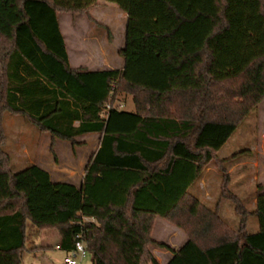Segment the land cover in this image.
Here are the masks:
<instances>
[{
    "label": "trees",
    "instance_id": "obj_1",
    "mask_svg": "<svg viewBox=\"0 0 264 264\" xmlns=\"http://www.w3.org/2000/svg\"><path fill=\"white\" fill-rule=\"evenodd\" d=\"M99 1L127 15L124 66L73 69L59 14H88ZM196 56L201 85L172 86L167 72ZM120 94L133 111L119 109ZM263 100L264 0H0V116L72 146L99 139L76 186L34 164L12 173L0 128V264H22L28 222L56 230L64 253L83 242L89 264H157L150 246L170 250L152 239L157 217L187 236L166 264H264V193L251 211L224 193L234 231L189 192Z\"/></svg>",
    "mask_w": 264,
    "mask_h": 264
},
{
    "label": "rangeland",
    "instance_id": "obj_2",
    "mask_svg": "<svg viewBox=\"0 0 264 264\" xmlns=\"http://www.w3.org/2000/svg\"><path fill=\"white\" fill-rule=\"evenodd\" d=\"M111 5L114 6V4ZM84 17L85 15L82 14L74 16L69 13L59 14V27L73 66L77 65L75 63L76 59L82 62L81 65H86L84 56L79 53L86 50L84 48L85 44L80 43L79 40V37L85 33V30L81 27ZM72 19L79 22V27L76 26L75 30L72 28ZM91 26H93L91 30H94L96 34H100L101 41L105 42L109 30L95 24H91ZM100 36H98V39ZM197 57H194L195 59H192L193 61L188 65V70H191V72H196ZM110 65L117 67V63L114 61H111ZM190 78H192L191 75ZM118 99L119 109L133 111L131 100L127 95L120 94ZM0 128L3 134L1 151L7 158V167L12 173L34 164L48 172L54 182L67 181L76 186L80 184L84 175L83 168L90 159L89 155L94 150L95 137L87 139L89 142L87 148H84L77 139L75 141L76 145L72 146L68 141L56 140L49 133L40 132L35 125L28 122L23 116L13 115L8 111L3 112L0 116ZM233 135L219 150L218 161L213 162L205 170L202 178L205 185L199 194L206 201L204 203L209 205L210 208L216 209L217 207L218 215L234 231H237L239 217L234 210L235 203L229 198L227 199L224 193L235 195L238 200H241L242 206L247 211L253 210L256 188L259 184V179L255 180V176L264 177V104L260 110L258 106L256 110L248 115L239 124ZM222 191H224L223 194ZM189 192L198 195L195 188ZM246 223L245 230L249 234L257 233L258 221L255 216H250ZM165 224L170 225L162 217L156 218L151 234L152 239L157 243L168 241L170 233ZM51 233V229L40 231L28 222L25 233L26 248L39 246L43 240L48 239L50 241L53 235ZM179 243L178 240L172 245L178 247ZM150 248L154 251H160L153 246H150ZM47 252L51 255L60 254L55 252L54 248L47 250ZM90 258V255L87 254L80 264H89ZM26 262L32 263L33 261L27 259Z\"/></svg>",
    "mask_w": 264,
    "mask_h": 264
},
{
    "label": "crops",
    "instance_id": "obj_3",
    "mask_svg": "<svg viewBox=\"0 0 264 264\" xmlns=\"http://www.w3.org/2000/svg\"><path fill=\"white\" fill-rule=\"evenodd\" d=\"M74 15H77V14H74ZM82 15H85L84 19H82L83 23L81 24V27L85 30V33L81 37H79V40H80V43L85 44L84 48H86V50H83L82 52H79V53L82 54V56H84V60H85L84 63H86V65L85 66L81 65L82 62L76 59L75 63L77 65L73 66L72 60H70L69 55L67 53L71 68L73 69L83 68L90 72L121 70L124 66V60L118 55V52L125 45V32H126V22H127L126 13L119 11L116 8V6L111 5V3H107V2L105 3L103 1H99L98 5L91 8L88 14H82ZM91 24L92 25L95 24L99 27H103L106 30H109V35L107 36L105 42L101 41L102 38L100 34H96L94 30L93 31L91 30L92 29L91 27H93L91 26ZM76 26L79 27V22L76 21L75 19H72V28L74 30ZM98 36H100L99 37L100 40L98 39ZM117 42L121 44L119 45ZM194 59L195 58H193V60ZM196 59L197 61L195 63V70L197 73L193 72L192 78L190 81H188L187 85H184L182 82H180L177 79H180L184 75L188 74L187 68H188L189 63L193 61L192 59L181 70L167 72L172 86L199 87L201 85V73L199 72V63L201 61V56H198ZM111 61L116 62L117 67L110 65ZM128 97L131 100V97L130 96ZM263 104H264V101H262V103L259 105V110L261 109ZM88 138L96 139L94 141V150L89 155L91 157L98 147V142H99L98 136L96 134L83 135V136L78 137L77 140L80 143H82L84 148H87L89 144L87 140ZM257 178L259 179V184L257 185L255 196L258 193H264V177L255 176V180ZM203 181L204 180H201L199 182V187L195 189H196V193H198V195H196L197 198L198 199L200 198L199 200L206 202L205 200L202 199L201 195L199 194V192L204 189L203 187L205 184ZM59 182H63V181H59ZM64 182H67V181H64ZM208 206L209 205H207V207ZM165 226L169 229L170 234L167 239L168 241L167 242L162 241L161 243L166 244L170 250L157 249L160 251H154V250H151L150 248L152 254L154 255L157 261V264H166L169 261V259L172 257V252H177L178 248H180L187 240L186 235L178 227L176 228L175 226L171 224L170 225L165 224ZM51 232H52L51 234L53 235L50 241L48 239L43 240L41 245L39 246H34L32 248H26L27 250H25L22 253L23 254L22 264H63V260L66 257V253H64L59 248H57L59 246V242L61 238L59 237V234L56 230H51ZM178 240L180 241L178 247H174L172 244ZM34 248H39V249H34ZM51 248H54V251L60 254L58 255L49 254L47 250H50ZM30 249H34V251H30ZM26 255H28V257H26ZM27 259L32 260L33 262L28 263L26 262Z\"/></svg>",
    "mask_w": 264,
    "mask_h": 264
},
{
    "label": "built area",
    "instance_id": "obj_4",
    "mask_svg": "<svg viewBox=\"0 0 264 264\" xmlns=\"http://www.w3.org/2000/svg\"><path fill=\"white\" fill-rule=\"evenodd\" d=\"M111 107L106 105V110ZM58 248V247H57ZM87 252H85V245L83 242H76L74 249L69 253H66V257L63 260V264H80L82 260L86 257Z\"/></svg>",
    "mask_w": 264,
    "mask_h": 264
}]
</instances>
